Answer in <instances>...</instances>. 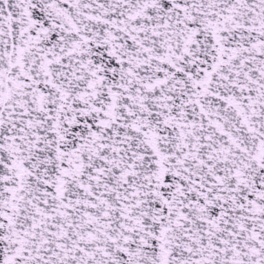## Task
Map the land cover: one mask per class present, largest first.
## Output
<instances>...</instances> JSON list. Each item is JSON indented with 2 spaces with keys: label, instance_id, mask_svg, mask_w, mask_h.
<instances>
[{
  "label": "snow or ice",
  "instance_id": "obj_1",
  "mask_svg": "<svg viewBox=\"0 0 264 264\" xmlns=\"http://www.w3.org/2000/svg\"><path fill=\"white\" fill-rule=\"evenodd\" d=\"M0 264H264V0H0Z\"/></svg>",
  "mask_w": 264,
  "mask_h": 264
}]
</instances>
